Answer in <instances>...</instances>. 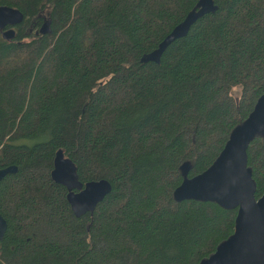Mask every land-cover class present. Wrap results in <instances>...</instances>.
<instances>
[{
	"label": "trees",
	"instance_id": "obj_1",
	"mask_svg": "<svg viewBox=\"0 0 264 264\" xmlns=\"http://www.w3.org/2000/svg\"><path fill=\"white\" fill-rule=\"evenodd\" d=\"M198 1L0 0L25 14L0 31V169H19L0 183V264H201L235 234L238 209L174 194L264 95V0H215L159 64L140 61ZM60 149L81 182L112 183L93 215L52 180ZM247 156L260 199L264 131Z\"/></svg>",
	"mask_w": 264,
	"mask_h": 264
},
{
	"label": "water",
	"instance_id": "obj_2",
	"mask_svg": "<svg viewBox=\"0 0 264 264\" xmlns=\"http://www.w3.org/2000/svg\"><path fill=\"white\" fill-rule=\"evenodd\" d=\"M215 0H199L182 22L152 51L142 55L143 63H160L166 49L176 40L188 35L191 27L202 17L215 13ZM25 14L18 8L0 5V31L5 39H13L17 26L24 22ZM50 29L47 20L39 31ZM264 131V95L258 100L249 118L232 133L227 145L214 165L201 175L188 179L175 191L178 202L197 200L216 202L226 209H238L235 234L223 243L216 253L201 264H264V195L256 198V185L248 168L247 151L254 138ZM186 174L190 166H183ZM17 166L0 169V183L17 174ZM52 180L67 189V201L78 219L93 215L113 190L109 180L80 181L78 167L66 156L63 149L56 152ZM8 229L6 219L0 213V241Z\"/></svg>",
	"mask_w": 264,
	"mask_h": 264
},
{
	"label": "rangeland",
	"instance_id": "obj_3",
	"mask_svg": "<svg viewBox=\"0 0 264 264\" xmlns=\"http://www.w3.org/2000/svg\"><path fill=\"white\" fill-rule=\"evenodd\" d=\"M240 93H241V88H235V89L233 90V95H234V97H236V98H238V96L240 95Z\"/></svg>",
	"mask_w": 264,
	"mask_h": 264
}]
</instances>
